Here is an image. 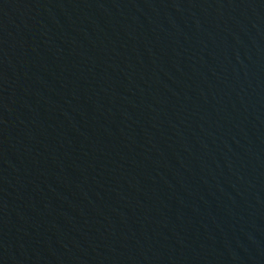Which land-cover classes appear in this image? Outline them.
<instances>
[{"label":"water","instance_id":"obj_1","mask_svg":"<svg viewBox=\"0 0 264 264\" xmlns=\"http://www.w3.org/2000/svg\"><path fill=\"white\" fill-rule=\"evenodd\" d=\"M0 264H264V0H0Z\"/></svg>","mask_w":264,"mask_h":264}]
</instances>
